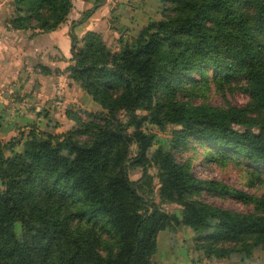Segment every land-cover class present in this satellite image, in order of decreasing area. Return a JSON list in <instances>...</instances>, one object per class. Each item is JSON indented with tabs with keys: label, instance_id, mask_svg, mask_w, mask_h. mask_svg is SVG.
<instances>
[{
	"label": "trees",
	"instance_id": "obj_1",
	"mask_svg": "<svg viewBox=\"0 0 264 264\" xmlns=\"http://www.w3.org/2000/svg\"><path fill=\"white\" fill-rule=\"evenodd\" d=\"M163 2V17L136 36L110 47L102 32L71 35L66 68L39 64L44 75L66 74L100 110L85 120L69 103L70 130L49 120L7 140L0 131V264H155L159 233L175 227L190 230L207 257L239 253L246 264L264 248V191L198 179L192 159L176 156L196 142L207 159L264 173V0ZM13 5L7 30L44 33L68 20L73 1ZM213 88L243 89L249 100L217 107L207 101ZM204 191L253 211L205 202Z\"/></svg>",
	"mask_w": 264,
	"mask_h": 264
},
{
	"label": "rangeland",
	"instance_id": "obj_2",
	"mask_svg": "<svg viewBox=\"0 0 264 264\" xmlns=\"http://www.w3.org/2000/svg\"><path fill=\"white\" fill-rule=\"evenodd\" d=\"M73 1V0H72ZM111 2L112 6H116V3H121L120 7H117L108 17L107 22L101 21L98 23V28L93 26L92 29H89L90 23L92 20H87L86 18L81 20L80 23L84 22L83 29L78 30L75 26L76 24L72 23L70 29V38L71 35L76 36L79 40L88 32V31H97L102 32L106 43L110 47H114L117 41L120 38L124 40L130 39L136 36L139 31L149 23L150 20H160L163 17L164 2L163 0H106ZM106 16V12L103 13ZM67 21L62 23L56 30L50 32H44L40 38V53L43 50H47L48 54H53L54 57H67L65 53V48L61 47V41L55 40L56 34L61 32V29L65 28ZM103 28V30H101ZM83 30L85 32H83ZM58 37L61 38L62 35L58 34ZM57 37V38H58ZM71 55V53H70ZM68 58H72V55ZM65 59V58H64ZM53 70V69H52ZM55 70V69H54ZM47 75L41 73L39 68L38 77L44 78ZM52 75H57L53 74ZM36 76V74H35ZM58 76V75H57ZM35 79V77H32ZM37 81V79H35ZM39 80V79H38ZM72 84L70 79H67L64 85L58 84L59 88L56 91H59L63 97V87L66 88L69 84ZM78 88L77 99L80 103V116L83 119L88 118L89 112H97L100 110V106L92 99V97L79 85L75 84ZM34 86V85H33ZM32 86V87H33ZM6 87L3 88V90ZM2 91L0 92V101L2 98ZM56 95V94H55ZM23 99V97L21 98ZM20 94H15V102H19ZM249 95L243 89H236L233 91L226 90L224 94L219 93L212 89L208 102L217 107H226L229 104L235 106H241L248 102ZM199 101V100H198ZM62 105L58 106L55 104V110L50 113V122H61L63 121L61 130H70L75 127L74 121L69 120L66 117V108L62 109ZM13 108L17 110L16 106H12L11 112L13 113ZM14 111V112H15ZM16 113V112H15ZM49 116V117H50ZM46 123L41 122L39 127L43 130L47 129ZM157 141L163 145L166 144V140L169 132H157ZM86 137L83 136L82 139ZM192 148L188 151H179L176 152L178 160H186L187 158L192 159V168L193 174L198 179L203 180H213L221 182L235 190L244 191L248 194L255 196H261L264 191V173H261L260 178H257L256 171L245 162H228L224 165L207 159L206 147L199 146L196 142L191 143ZM150 172L155 174L156 170L154 168L150 169ZM254 172V173H253ZM142 176L141 169H137L135 172L131 173L132 179H138ZM157 182V181H155ZM156 202L160 201L158 195L155 194ZM201 199L205 202L214 204L216 206L222 207L224 209L236 211V212H252L253 205H248L243 201L239 200L237 197L230 196L227 194L220 195L214 192L204 191L202 192ZM165 210L167 212L179 213L181 210L180 206L174 205H165ZM193 233L186 229V227H175L174 229H166L159 233L157 238V251L153 256V261L155 264H241V256L239 253H232L230 256L225 258H216V257H207L203 251L196 249L195 243L193 241ZM231 246V245H228ZM245 258V257H244ZM246 264H264V248H257L254 250L253 255L250 258H246Z\"/></svg>",
	"mask_w": 264,
	"mask_h": 264
},
{
	"label": "crops",
	"instance_id": "obj_3",
	"mask_svg": "<svg viewBox=\"0 0 264 264\" xmlns=\"http://www.w3.org/2000/svg\"><path fill=\"white\" fill-rule=\"evenodd\" d=\"M120 5L121 3L117 2L116 6H112L111 2L106 0L102 2L100 0H73V8L68 16L66 27L55 36V40L62 39L61 47L65 48L67 54L64 59L48 54L47 50L40 53L42 32L7 30L4 27V20L14 13L13 0H0V92L2 91L3 94V99L0 101V131L3 140L17 135L19 130H24L31 124L38 125L43 121L46 124L49 122L51 118L49 112L56 109L55 94L59 88L58 84L64 85L68 78L66 74L59 76L51 74L40 78L37 76L39 64L53 70H63L70 64L68 58L71 53L70 29L72 23L76 24L78 30H82L84 22L80 23V21L85 17L87 20H92L89 29H92L93 26L98 28L101 19L107 22L110 18L108 16H111L110 13ZM104 12H106V16L103 15ZM83 32L85 31L83 30ZM58 34H61L62 37L59 38ZM32 77H35L37 81ZM4 87L6 89L3 90ZM62 89H64L62 109H65L70 103L80 111L81 105L77 99L78 88L76 85L70 83L66 90L65 87ZM16 93L20 94V99L23 97L19 102H15ZM12 106L17 108L15 114L11 112ZM41 110L44 114L39 115L38 112Z\"/></svg>",
	"mask_w": 264,
	"mask_h": 264
},
{
	"label": "built area",
	"instance_id": "obj_4",
	"mask_svg": "<svg viewBox=\"0 0 264 264\" xmlns=\"http://www.w3.org/2000/svg\"><path fill=\"white\" fill-rule=\"evenodd\" d=\"M55 103L58 106L62 105V103H63V97H62V95L60 94L59 91L56 92ZM24 105H27V104L24 103ZM14 111H15V109L13 108V114H15V112H16V111L15 112Z\"/></svg>",
	"mask_w": 264,
	"mask_h": 264
}]
</instances>
